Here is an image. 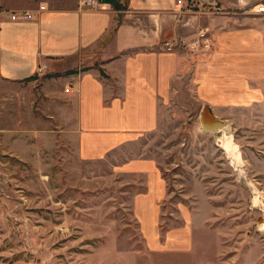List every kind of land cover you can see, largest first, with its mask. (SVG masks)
I'll list each match as a JSON object with an SVG mask.
<instances>
[{
	"label": "rangeland",
	"instance_id": "rangeland-1",
	"mask_svg": "<svg viewBox=\"0 0 264 264\" xmlns=\"http://www.w3.org/2000/svg\"><path fill=\"white\" fill-rule=\"evenodd\" d=\"M213 75L219 90L242 87L231 106L217 99L229 131L203 126L204 109L214 111L185 78L157 128L127 150L153 159L167 181L156 241L133 213L135 174L114 172V157L81 159L62 124L7 101L0 264H264V75ZM184 226V248L164 244Z\"/></svg>",
	"mask_w": 264,
	"mask_h": 264
},
{
	"label": "crops",
	"instance_id": "crops-1",
	"mask_svg": "<svg viewBox=\"0 0 264 264\" xmlns=\"http://www.w3.org/2000/svg\"><path fill=\"white\" fill-rule=\"evenodd\" d=\"M177 1L0 0V109L8 101L38 110L63 125L81 159L114 157V172L135 174L133 213L153 241L167 181L153 159L127 150L157 128L185 78L222 119L217 99L231 106L242 87L219 90L213 74L264 75V13L255 10L262 0ZM17 12L33 18L14 21ZM201 30L213 45L197 54L188 44ZM166 41L177 43L168 50ZM186 230L164 244L184 248Z\"/></svg>",
	"mask_w": 264,
	"mask_h": 264
},
{
	"label": "built area",
	"instance_id": "built-area-1",
	"mask_svg": "<svg viewBox=\"0 0 264 264\" xmlns=\"http://www.w3.org/2000/svg\"><path fill=\"white\" fill-rule=\"evenodd\" d=\"M177 3L178 6L182 7L184 1L178 0ZM255 10L258 13H264V0H262L261 2L255 5ZM11 18L14 21L27 20V19H32L33 14L30 12H17V13H12ZM176 43H177L176 41H166L163 43V47L165 49L172 50L175 47ZM212 45H213L212 39L208 36V31L201 30L199 32L198 38L195 41L189 43L188 47H190V49L196 52L197 54H200L210 50ZM66 91H69V87L66 88Z\"/></svg>",
	"mask_w": 264,
	"mask_h": 264
},
{
	"label": "water",
	"instance_id": "water-1",
	"mask_svg": "<svg viewBox=\"0 0 264 264\" xmlns=\"http://www.w3.org/2000/svg\"><path fill=\"white\" fill-rule=\"evenodd\" d=\"M201 120L203 123V126L209 130H222L227 129L230 130V126L226 124L225 121H222L217 115L212 113L207 108L204 109L203 114L201 116Z\"/></svg>",
	"mask_w": 264,
	"mask_h": 264
}]
</instances>
